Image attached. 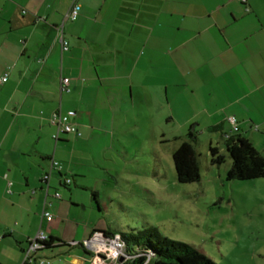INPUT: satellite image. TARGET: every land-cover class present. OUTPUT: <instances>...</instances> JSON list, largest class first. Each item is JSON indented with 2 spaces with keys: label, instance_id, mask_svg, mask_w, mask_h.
Here are the masks:
<instances>
[{
  "label": "crops",
  "instance_id": "1",
  "mask_svg": "<svg viewBox=\"0 0 264 264\" xmlns=\"http://www.w3.org/2000/svg\"><path fill=\"white\" fill-rule=\"evenodd\" d=\"M74 2L81 12L72 22L66 15ZM6 73L0 264H28L29 241L40 231L61 241L38 254L55 258L51 264H121L91 242L119 231L94 226L107 205L85 185L91 173L85 163L92 146L114 142L122 106L158 103L167 123L178 116L184 126L203 122L208 132H222L223 143L238 133L264 158V0H0V78ZM64 78L69 91L61 93ZM60 109L71 114L80 137L53 138L51 116ZM53 160L62 170L52 168ZM75 189L92 191L86 218L73 210L81 206ZM44 211L53 214L51 222Z\"/></svg>",
  "mask_w": 264,
  "mask_h": 264
},
{
  "label": "rangeland",
  "instance_id": "2",
  "mask_svg": "<svg viewBox=\"0 0 264 264\" xmlns=\"http://www.w3.org/2000/svg\"><path fill=\"white\" fill-rule=\"evenodd\" d=\"M156 105L122 106L114 142L109 148L104 142L90 148L85 168L91 173L85 185L96 187L107 205L102 206L105 218L94 226L119 232L153 228L163 238L194 246L215 264H264V179L229 181L232 160L222 132H208L203 122L197 128L194 122L184 126L180 116L167 123V113ZM210 140L225 157L222 165L212 163ZM183 142L195 149L199 182L177 181L172 155ZM75 192L81 206L73 210L86 218L84 207L91 205L92 191ZM94 212L101 216L97 206ZM70 221L68 228L74 225Z\"/></svg>",
  "mask_w": 264,
  "mask_h": 264
},
{
  "label": "trees",
  "instance_id": "3",
  "mask_svg": "<svg viewBox=\"0 0 264 264\" xmlns=\"http://www.w3.org/2000/svg\"><path fill=\"white\" fill-rule=\"evenodd\" d=\"M189 136L193 138L192 133H189ZM224 144L232 160L228 171L229 181L264 179V158L248 139L238 133L230 134ZM209 150L213 164L222 165L225 162V157L220 154L218 148L211 147ZM172 158L179 183L192 184L201 180L200 168L192 144L183 142L174 151ZM93 196L96 197V194ZM119 234L125 244L127 256L121 264H215L194 246L163 238L153 228L142 231L131 229L129 232H119ZM58 243L61 241L49 237L42 243L43 248L35 253L34 262L37 263L36 260L42 259L38 257L40 252L52 249ZM66 246L70 245L66 244Z\"/></svg>",
  "mask_w": 264,
  "mask_h": 264
},
{
  "label": "built area",
  "instance_id": "4",
  "mask_svg": "<svg viewBox=\"0 0 264 264\" xmlns=\"http://www.w3.org/2000/svg\"><path fill=\"white\" fill-rule=\"evenodd\" d=\"M245 2V0H240ZM81 12V5L74 2L70 7L66 18L72 22L76 21ZM61 29L60 34V42L62 44L63 51L69 50L68 42L63 38V27ZM9 79L8 73L4 74L3 77L0 78V85L6 83ZM69 83L70 80L68 78H64L61 83L60 91L61 93L69 91ZM229 123L232 125L233 131L238 132V124L237 120L234 116L229 117ZM51 124L56 128V133L53 135L55 140H59L61 135L64 134H74L76 136H81L82 133L80 132L76 123L71 120V114H65L61 109L55 111L51 116ZM52 168H58L62 170V166L59 162L53 160L52 161ZM50 175L45 176V180H48ZM71 179H65V184H70ZM57 196H59L57 194ZM43 217L51 222L53 220V214L48 211L43 212ZM48 235L45 232L40 231L34 238L29 241V248L25 254V263L32 264L35 261V253L43 248L42 243L48 240ZM91 242H97V244L103 245L106 248L107 255L113 260H120L121 258L126 259L125 253V244L120 234H113L111 237H106L101 235V237L97 236L93 238ZM91 242H85L83 246H90ZM74 244V243H72ZM39 264H51L47 259H38L36 260Z\"/></svg>",
  "mask_w": 264,
  "mask_h": 264
},
{
  "label": "water",
  "instance_id": "5",
  "mask_svg": "<svg viewBox=\"0 0 264 264\" xmlns=\"http://www.w3.org/2000/svg\"><path fill=\"white\" fill-rule=\"evenodd\" d=\"M70 245H72V244H70ZM79 246H83V244H80ZM124 260H125L124 258H121L120 262L122 263V262H124Z\"/></svg>",
  "mask_w": 264,
  "mask_h": 264
}]
</instances>
